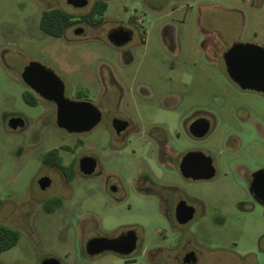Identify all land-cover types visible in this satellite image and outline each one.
<instances>
[{"label":"rangeland","instance_id":"1","mask_svg":"<svg viewBox=\"0 0 264 264\" xmlns=\"http://www.w3.org/2000/svg\"><path fill=\"white\" fill-rule=\"evenodd\" d=\"M93 1L77 7L67 0H0V224L21 232L14 246L0 252V264H41L52 256L61 264H159L187 246L196 250L199 261L186 264H264V204L230 164L245 156L253 164L264 161V143L258 140L234 154L226 143L230 132L244 134V121L264 122V94L242 89L221 57L236 40L264 44V0H107L105 22L77 32L78 25H85L80 15ZM54 6L72 11L77 20L61 36L40 25L43 10ZM135 17L146 31L145 43L138 33L127 45L109 41L111 26ZM130 45L133 61L124 65V48ZM31 59L53 68L68 95H82L110 110L118 90L114 72L128 90L150 95L152 120L173 133L178 129L183 147L208 144L217 155L228 173L207 179L159 173L203 199L195 217L182 225L186 233L176 251L171 249L174 231L158 212V203L130 188L139 158L130 159L126 149L113 152L112 133L102 124L83 134L68 133L46 115L48 104L24 99L28 87L21 73ZM200 110L212 114L215 126L203 141L187 131L188 121ZM13 113L27 118L24 128L9 126ZM62 144L71 146L61 149L66 162L90 153L101 165L94 174L78 173L70 182L54 169L48 173L54 181L43 191L38 179L49 172L43 153ZM57 194L67 203L45 210L44 199ZM126 225L135 227L141 239L142 252L135 250V258L87 251L88 236Z\"/></svg>","mask_w":264,"mask_h":264},{"label":"flooded vegetation","instance_id":"2","mask_svg":"<svg viewBox=\"0 0 264 264\" xmlns=\"http://www.w3.org/2000/svg\"><path fill=\"white\" fill-rule=\"evenodd\" d=\"M95 1L96 0L92 2L91 7L87 12L80 15V20L84 21L85 25H78L77 32H83L87 29V27L100 26L105 22L104 15H103V19L99 22L94 21L92 19L93 17H90V15H88ZM88 4H89V0H88V3L84 6H87ZM135 19L136 17L133 19H129L127 23L119 22L111 26L107 32L108 39H109V36H108L109 31L112 28L119 27L123 30L128 31L130 34L129 40L122 43L121 45H127L131 41H133L136 33L139 34L141 42L145 43L147 40L146 31L143 30V28L138 23L134 22ZM74 20L75 22L77 21L75 17H74ZM71 25H69L67 28H69ZM163 32L166 33L167 35L168 34L170 35L171 31L169 30L168 27H164ZM109 41L112 42L110 39ZM236 41H243V40H236ZM257 43H260V42H257ZM215 44H218V42H216ZM232 44H230L226 49H224L221 54V57L226 65V69H227V64H226V59H225L224 54ZM260 44H263V43H260ZM121 45H118V46H121ZM133 47H134L133 45H130L127 48H124L125 54L127 56V59L124 61V65H128L133 61ZM21 76H22V73H21ZM112 82L118 89L117 93L114 94V97H113L112 109L111 110L109 108L106 109L104 107V104L103 105L97 104L101 110V118L96 125L102 124L104 127L110 129L112 133L111 149L113 152L117 153L121 151L122 149H126L129 155H133L132 158L130 159L133 160L135 158H139V160L141 161V163H137V165L133 168V172H131L132 173V184L130 185V188H132V190H134L136 193L146 195V196H152L154 200L158 203L157 205L158 212L169 223V225L174 231L172 234V240H171V243L174 242V246L171 247V249L176 251L177 247H179V245L181 244L180 242H182L181 241L182 235L186 233L184 232L185 230L182 225L186 224L187 222H189L191 219L195 217V214L198 212V209H199L197 205L202 204L203 199H201L194 192H191L189 189L181 185V183H179L178 181H174L172 176L161 177V175L159 176V173L161 174L166 171L167 173H170V174L185 176L181 169L182 159L188 151L198 150V149L203 150L206 154L211 155L213 158V163L215 165V174L210 178H213L220 172L222 173L223 172L228 173V172L225 170V168L221 166L220 160L218 159L217 155L213 152V150H211L208 144L207 145L205 144V146H202V147L201 146H189L185 148L183 147L181 143L182 142L181 133L178 129L175 131V133H173L170 130L171 128H169L168 126L162 125L156 120H152L151 111H150L152 107V103H151L152 100L149 94L143 92L141 89L136 90V91H132L130 89L128 90L126 88L127 87L126 84H124L120 80V77L114 72L112 73ZM27 87H28L27 89L32 90L34 93L40 96V101L37 104L41 103L43 104V106L44 104H48L51 107L49 111L46 113V115H49V117L52 118V121L58 125L57 120H56V112H57L56 102L53 99H47L43 97L33 88H31L29 85H27ZM241 88L244 90H254L250 88H243V87ZM65 93H66V89H65ZM261 93L264 94V92H261ZM66 95L74 99H86L80 96L79 94H76V96H70L68 95V93H66ZM211 115L212 114H210V112H207L204 110L194 112V114L192 115V117L187 123L188 134L194 140H197V141L207 140V138L213 132L215 126H214V122L212 121ZM12 116H23V115L18 114V113H15V114L13 113L8 117V120ZM23 117L25 119V124L23 126H19L17 129H22L27 125V118H25V116ZM199 118H205L208 120V123H209L208 130L201 135L195 134L194 131L192 130L193 122ZM244 124L246 125L245 129H243L244 134L243 133L240 134L237 132H230L226 138L228 149L230 150L232 154H234L233 152H236L240 150L241 148L252 147L253 145L256 144L258 140H261L264 143V122L263 121H248L247 120V121H244ZM61 128L68 133H75V134H81V133L83 134L91 130L89 129V130H84V131H69L65 127H61ZM78 140L83 142L81 137H78ZM53 147H60V152H61V149L64 147L67 148L68 150L71 149V146H69L68 144H65V145L62 144L60 146H53ZM51 148L47 149L43 153V163L45 166L49 168V172L42 174L40 177L45 176V175L50 176L48 173L56 169L60 173L61 177L65 180V182H70L78 175V173H81L83 176H90L94 174L97 171L98 167L101 165V162L98 156L94 154H90V153L82 154L77 159H71L68 162H66L65 155L61 152L63 162L67 166L70 167L69 168L70 171L74 172L73 178L69 179L67 177V174L62 169H60L56 164H54L53 162L46 161L45 153ZM85 157L95 158V162H94L95 166L92 171H87L89 168V165H88L89 162H87L84 159ZM230 164H231V168L235 172L240 173L241 177H243L244 180L247 182V185L251 193L255 197V199L258 202L264 204V201L260 199L259 197H257L255 195V192L252 189L255 173L259 169H264V161L261 160V162L253 164L250 158L245 156V157H240V158H237L231 161ZM50 178H51V182L45 188H42L38 181V184L43 191H46L53 183L54 181L53 177L50 176ZM187 178H191V177H187ZM116 179L119 180V176H117ZM192 179H207V178H192ZM113 187H114V191L118 190V187L116 186H113ZM53 198L61 199L60 203L58 204L59 207H62L64 204L67 203L65 201V196L62 194L48 196L43 201V208L45 210L51 211L46 208V204ZM184 200L186 201L187 204H191L193 206L194 215L187 221L181 222L179 220V216L182 213L179 214V211H180L179 206L182 205L183 207L184 205H186L183 202ZM88 230H92L90 226L88 227ZM132 231H135V233L137 234V245L133 251L129 253H125L123 249L121 248H124L126 246L128 236L130 233H132ZM96 236L117 237L119 241L115 245L117 246L118 249L105 248L102 246H106V244L100 243L98 244V246L102 248L99 251L88 250V241L91 238L96 237ZM140 241L141 239L139 238V233L137 229L133 227L132 225H126L125 227L117 229L113 233L92 234L88 236L86 240V249L91 254L103 252L106 250L113 251V252H116L122 255L125 259L129 260V259L135 258V256L132 255V253L135 250H137L138 252H142V249L140 247L141 245ZM161 246L163 245L158 244L156 247L160 248ZM165 256H167V253L165 254ZM161 261L162 262H160L159 264H179L181 262L186 264L188 262L198 263L199 260H198V254L196 250L192 248L191 246H187L181 252V255H176L175 253L172 258L170 254V260L164 257L163 260Z\"/></svg>","mask_w":264,"mask_h":264},{"label":"water","instance_id":"3","mask_svg":"<svg viewBox=\"0 0 264 264\" xmlns=\"http://www.w3.org/2000/svg\"><path fill=\"white\" fill-rule=\"evenodd\" d=\"M74 6L81 7L88 0H67ZM109 39L116 45H121L130 38L128 31L119 27L112 28L108 33ZM227 71L241 87L264 92V45L254 41H236L225 52ZM24 82L47 99H53L57 104L56 120L59 126L69 131H84L92 129L101 118V110L98 105L89 99H74L66 95L63 78L50 66L40 60L31 59L22 70ZM11 128L17 129L25 124L23 116H12L8 120ZM209 128L208 120L196 119L192 124L195 134L201 135ZM89 162L87 171L94 169V157H85ZM183 174L191 178H210L215 174V165L211 155L203 150L188 151L181 162ZM42 188L47 187L51 178L48 175L39 178ZM253 191L255 195L264 201V169H259L254 176ZM179 206V220L185 222L194 215L191 204L183 201ZM117 237L96 236L88 241V250L99 251L102 247L118 249L115 245ZM105 243L106 246H98ZM137 234L135 231L129 234L126 246L123 249L129 253L136 248ZM98 246V247H97ZM95 250H93V249ZM93 253V252H92ZM41 264H61L57 257H47Z\"/></svg>","mask_w":264,"mask_h":264},{"label":"trees","instance_id":"4","mask_svg":"<svg viewBox=\"0 0 264 264\" xmlns=\"http://www.w3.org/2000/svg\"><path fill=\"white\" fill-rule=\"evenodd\" d=\"M107 7V0H96L93 3L92 9L88 15L93 17L92 19L94 21L99 22L103 19V15ZM74 16L73 12L61 6L46 8L41 14L40 25L45 32L51 35L61 36L65 32L66 28L75 22ZM23 97L31 104H37L40 101V96L30 89H26L23 92ZM45 159L47 162H53L56 164L67 174L69 179L73 178L74 172L70 171V167L63 162L60 147H53L48 150L45 153ZM60 200V198L51 199L46 204V208L48 210L56 208L60 203ZM20 236L21 232L18 228L7 224H0V252L14 246L18 242Z\"/></svg>","mask_w":264,"mask_h":264}]
</instances>
